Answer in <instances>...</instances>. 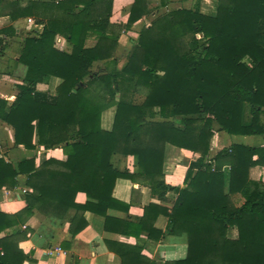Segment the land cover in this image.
Segmentation results:
<instances>
[{
  "label": "trees",
  "instance_id": "trees-1",
  "mask_svg": "<svg viewBox=\"0 0 264 264\" xmlns=\"http://www.w3.org/2000/svg\"><path fill=\"white\" fill-rule=\"evenodd\" d=\"M171 3L160 0V8ZM113 8L114 0L6 2L12 21L32 16L43 30L24 41L19 63L27 73L12 103L0 99V120L12 129L14 147L61 148L66 159L38 167L33 157L15 166L0 156V191L16 189L19 176L27 189L22 211L0 212V232L25 225L35 210L60 220L74 211L75 237L89 212L105 218L106 231L147 234L152 242L185 237L187 257L162 264H264V178L253 172L264 169V147L233 144L211 157L216 133L264 135V0H217L214 15L199 5L159 12L123 66L121 35L153 11L148 0H134L127 24L116 25ZM58 37L67 49L56 46ZM4 43L0 38V53ZM47 77L61 80L53 95L37 91ZM111 108L113 125L105 130L102 116ZM167 145L200 155L182 187L166 185ZM115 156L133 157L136 172L116 168ZM120 179L144 183L162 202L168 192L177 198L172 209L149 204L137 223L117 220L109 211H129L113 195ZM79 193L96 203H77ZM160 215L168 219L165 231L155 227ZM15 237L0 240V264L30 260ZM106 244L122 264H143L141 247Z\"/></svg>",
  "mask_w": 264,
  "mask_h": 264
},
{
  "label": "crops",
  "instance_id": "crops-1",
  "mask_svg": "<svg viewBox=\"0 0 264 264\" xmlns=\"http://www.w3.org/2000/svg\"><path fill=\"white\" fill-rule=\"evenodd\" d=\"M13 0H0V31L5 30L7 35H0L4 39L5 50L0 53V99L12 103L18 94L17 85L23 82L27 73V68L19 63V55L23 48L25 39L41 34L43 25L38 24L34 17H24L12 21L6 16V2ZM30 0H21L22 7H26ZM51 1V0H41ZM172 3L166 9L160 8V0H148L149 8L153 14L145 17L135 24L129 31L123 32L120 38L116 56L121 50L127 54L143 27H149L152 20L159 12H166L173 9H195L199 5L203 14L214 15L216 13L217 0H171ZM134 0H114L112 22L116 25H126L129 13ZM32 20L33 22H29ZM56 46L60 49H67L68 43L65 38L58 37ZM124 53V55H126ZM123 55V56H124ZM126 57V56H125ZM123 57V59L125 58ZM61 80L55 77H47L43 83L37 86V91L42 94L53 95L60 85ZM115 116V108H111L103 113L102 126L105 130H111ZM14 137L12 129L0 120V145L1 157L11 161L15 166L22 159L35 157L36 166H40L46 160L53 158L64 161L66 156L61 148L46 150H27L24 147H14ZM233 144H244L249 146L264 147L263 136H230L220 132L214 136L211 157H214L220 150L230 147ZM199 154L189 150L181 149L172 145H167L165 149L164 174L166 185L182 187L186 172L191 162L197 160ZM113 163L119 170L127 169L130 173L136 172L135 159L133 157L115 156ZM254 175L260 180L264 178V169H254ZM24 176H19V186L14 190L3 189L0 191V212L14 215L26 207ZM114 198L127 203L129 211L111 210L109 214L117 220L137 223L145 213V207L149 204H157L162 208L172 209L177 198L175 192H168L167 200L162 202L153 196L151 189L144 183L120 179L114 188ZM95 200L88 198L84 193H79L76 202L85 204ZM75 215L74 211L69 212L64 220L49 218L38 211L27 221L25 225L14 227L0 232V240L12 233H19L15 237L14 244H18V249L30 260L24 264H122L119 256L109 249L106 241L112 246H132L141 247L143 264L155 262L162 264L163 261L182 260L187 257V244L185 237L167 236L160 242H152L147 234L140 237L127 236L119 232L105 230V218L103 216L89 213L85 214L88 226L75 237L70 232L71 219ZM168 219L160 215L155 227L165 231ZM115 225H111L114 228ZM116 228L122 229L116 225ZM22 237V238H20ZM59 249L61 251H59Z\"/></svg>",
  "mask_w": 264,
  "mask_h": 264
},
{
  "label": "rangeland",
  "instance_id": "rangeland-1",
  "mask_svg": "<svg viewBox=\"0 0 264 264\" xmlns=\"http://www.w3.org/2000/svg\"><path fill=\"white\" fill-rule=\"evenodd\" d=\"M124 53H125V51L124 50H121V52L119 54L122 57V60L120 61V66H123V64L125 62V59H123V57H125L127 54L125 53L126 55H124ZM213 141H214V138H213ZM213 141H212V146H213ZM237 203H238V205H241L243 203V200L239 199V200H237Z\"/></svg>",
  "mask_w": 264,
  "mask_h": 264
},
{
  "label": "built area",
  "instance_id": "built-area-1",
  "mask_svg": "<svg viewBox=\"0 0 264 264\" xmlns=\"http://www.w3.org/2000/svg\"><path fill=\"white\" fill-rule=\"evenodd\" d=\"M29 22H33L32 20H30ZM200 37V36H199ZM27 192V189H23V193L25 194ZM59 251H61L60 249H59Z\"/></svg>",
  "mask_w": 264,
  "mask_h": 264
}]
</instances>
